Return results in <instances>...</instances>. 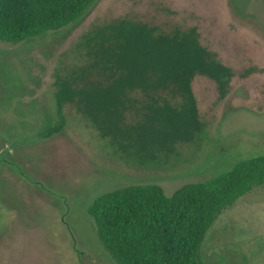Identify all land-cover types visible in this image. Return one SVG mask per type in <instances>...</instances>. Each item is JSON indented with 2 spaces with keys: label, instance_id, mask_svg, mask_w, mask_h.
<instances>
[{
  "label": "rangeland",
  "instance_id": "rangeland-1",
  "mask_svg": "<svg viewBox=\"0 0 264 264\" xmlns=\"http://www.w3.org/2000/svg\"><path fill=\"white\" fill-rule=\"evenodd\" d=\"M121 19L165 33L195 28L200 44L233 72L223 99L214 81L193 78L201 134L143 164L121 160L68 108L63 129L40 137L56 121L57 78L87 64L84 35ZM260 155L264 0H96L62 30L18 44L0 41V264H115L87 214L97 197L148 184L170 197ZM199 256L203 264H264V185L217 216Z\"/></svg>",
  "mask_w": 264,
  "mask_h": 264
},
{
  "label": "trees",
  "instance_id": "trees-1",
  "mask_svg": "<svg viewBox=\"0 0 264 264\" xmlns=\"http://www.w3.org/2000/svg\"><path fill=\"white\" fill-rule=\"evenodd\" d=\"M96 0H0V41L18 44L77 23ZM87 64L58 77L56 121L64 109L83 118L125 162L155 161L202 132L192 80L215 82L228 93L232 70L203 47L195 28L170 33L121 19L83 37ZM167 93L170 99L160 94ZM141 95V98H134ZM264 185V155L236 163L212 179L187 184L167 197L153 185L104 193L87 208L95 236L115 264H203L199 252L221 212Z\"/></svg>",
  "mask_w": 264,
  "mask_h": 264
}]
</instances>
